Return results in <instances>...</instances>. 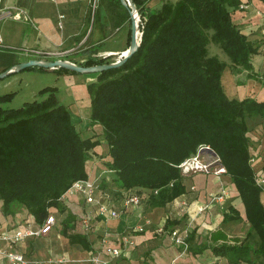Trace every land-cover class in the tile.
Segmentation results:
<instances>
[{
  "label": "trees",
  "instance_id": "obj_1",
  "mask_svg": "<svg viewBox=\"0 0 264 264\" xmlns=\"http://www.w3.org/2000/svg\"><path fill=\"white\" fill-rule=\"evenodd\" d=\"M131 1L142 22L140 47L119 68L95 74L96 80L88 85L90 125L102 128L100 137H82L68 107L59 101L58 88L43 89L40 94L47 95L45 99L17 109L6 106L15 92L0 94L4 213L25 212L36 228L52 209L65 213L63 196L75 183L89 180V165L95 158L104 172L97 182L100 191L146 189L151 191L150 205L164 207L187 192L179 166L207 146L236 186L250 229L233 243L214 233L197 245L192 233L188 250L194 256L210 250L228 264H257L258 259L264 264V185L252 166L247 124L251 118L264 119V100L231 99L222 84L224 73L231 69L236 74L248 71V79L264 85L252 64L260 47L248 41L232 18L242 1H165L158 9L147 6L150 0ZM109 13H116L117 28L131 22L130 9L121 0H99L93 22ZM217 49L226 60L215 53ZM104 63L90 54L80 65ZM53 71L78 74L62 68ZM102 145L107 150L98 154L96 148ZM223 215L224 224L241 219L234 206ZM75 221L68 214L62 233L71 244L90 251L88 236L74 231ZM219 239L225 242L218 244Z\"/></svg>",
  "mask_w": 264,
  "mask_h": 264
},
{
  "label": "crops",
  "instance_id": "obj_2",
  "mask_svg": "<svg viewBox=\"0 0 264 264\" xmlns=\"http://www.w3.org/2000/svg\"><path fill=\"white\" fill-rule=\"evenodd\" d=\"M165 1L175 2L176 0H150L147 6L150 9H158ZM241 1L240 8L233 13L232 18L248 41L260 47L258 54L252 59V64L254 72L264 81V3L261 0ZM89 4L90 0H3L2 8L18 7L30 16L31 21L13 19L0 21V40L2 41L0 42V73H3L10 65L33 60L24 55L26 51H42L47 55L46 60H51L81 48V44L84 48L89 38V33L85 34V32L91 25ZM62 16L63 18H60ZM98 23L94 45L104 43L105 47L100 54H121L129 49L131 29L130 32L124 29L127 22L117 28L118 31L122 29L125 34L122 49H111L114 43L109 46L106 44L111 42L108 27L113 23L116 26V21H113L110 15H105L104 18L100 17ZM80 37L83 38L77 45ZM66 48L69 49L64 50ZM86 48L89 49V46L84 49ZM215 53L221 59H227L219 49L215 50ZM90 54L92 53H86L88 56ZM73 63L80 62L74 60ZM248 73L243 71L236 74L228 69L222 78L225 93L231 99L243 100L252 97L263 101V83L248 79ZM44 74L64 78L63 88H58V98L68 107L82 137H100L102 128L90 125L91 99L88 85L96 80L95 74L81 77V75L59 74L53 70H48L46 73L37 71L16 73L11 79H7L9 81L0 83V94L16 93L12 102L6 106L17 109L27 102L45 99L47 95H41L40 92L51 87L50 85L38 84L40 85L38 86L34 83L31 88L27 87L30 89L24 85V83H32L30 79L40 80ZM22 94L26 95L19 101V106H13ZM247 124L250 130L252 166L259 179H264V119L251 118L247 120ZM106 150L105 145L96 148L98 154L105 153ZM89 169L91 181H98L104 176L103 167L97 158L89 165ZM228 182H231V185H228ZM184 183L187 188L186 194L164 207L156 208L149 203L150 190L136 188L128 192L100 191L99 201L119 213L120 217L117 220L100 215L95 205L86 202L82 192L69 190L62 198L66 212L59 213L56 209L51 211V215L56 218L52 231L46 235L28 237L15 245L3 240L2 237L13 236L28 224L33 225L35 229L39 228L35 227L33 217L25 212L19 211L13 215H6L0 201V250L12 246L31 264H94V258L103 263L111 262L110 264H228L226 259L214 256L210 250L194 256L189 250L185 251L184 248L177 246L171 233L174 230H177L180 235L186 231H189V235L195 233L197 245L208 241L214 233H217L218 237L219 235L227 236L229 243H233L234 238L243 239L250 229V223L246 219L241 199L232 205L240 211L241 219L223 223V214L229 207L227 203L231 196V186L237 192L236 186L226 174L220 176L196 174L186 177ZM223 190L227 192V195L221 198ZM134 195L140 197V204L126 205L128 197ZM213 196L217 197L215 202L209 204L203 213H198V208L208 204ZM182 201L188 203L187 208H181ZM261 201L264 204V191L261 194ZM240 206H243V210ZM68 214L76 219L73 224L74 231L88 236L92 244L90 251L80 245L71 244L70 240L63 235L62 224ZM84 219H90V230L84 229L82 225ZM136 227H143L144 231L133 233L132 229ZM105 237L112 247L122 250L120 258L111 259L106 254L102 246V240ZM224 242L223 239L217 241L218 244ZM209 243L212 244V241L210 240ZM0 264L9 263L6 259L0 258Z\"/></svg>",
  "mask_w": 264,
  "mask_h": 264
},
{
  "label": "built area",
  "instance_id": "obj_3",
  "mask_svg": "<svg viewBox=\"0 0 264 264\" xmlns=\"http://www.w3.org/2000/svg\"><path fill=\"white\" fill-rule=\"evenodd\" d=\"M3 0H0V21L4 19H13L18 21H26L30 22V16L22 9L18 7H8L2 8ZM97 6V4H96ZM96 9V7H95ZM94 9V10H95ZM135 16L138 18L139 14L136 12ZM60 18H63L60 17ZM60 28H62L60 24ZM142 36V33L138 32L139 36ZM140 40V39H139ZM0 42H2L0 40ZM121 54H112L118 57L116 60L119 61L123 58ZM26 57L33 58V60H46V54L42 51L30 50L24 53ZM206 149H210V147L202 146L198 149V152L185 160L179 167L182 171L184 177L193 176L196 174H214L216 176H220L226 173L225 168L220 162V158L218 156H213L212 154L206 152ZM98 181H79L73 185L70 189L71 191H79L82 192L85 196L86 202L90 205H95L97 207L98 213L102 216L108 217L111 220L119 219L120 215L117 211L110 209L108 205L101 203L98 199V194L100 193V186L97 183ZM259 184L264 185V179H259ZM227 195V192L223 190V195L221 198H224ZM217 197L213 196L210 202L206 205L198 208V213H203L209 206V204L215 202ZM140 197L137 195L130 196L126 200V205H139ZM188 207V203L186 201L181 202V208L185 209ZM56 224V218L54 215H50L44 224L37 230L33 229V227L28 224L24 229L18 231L13 236L5 235L2 237L3 240L9 241L12 245H15L19 242L24 241L28 237H38L41 235H46L50 233L53 227ZM82 225L85 230H90V219H84L82 221ZM143 227H136L132 229L133 233H141L143 232ZM171 236L173 238L174 243L184 248L185 251L188 250V242L187 238L189 236V231L184 232L182 235L178 233L177 230L172 231ZM130 242V241H129ZM131 243V242H130ZM102 246L106 252V254L111 259H117L122 256V250L117 247H112L109 243L108 239L105 237L102 240ZM0 258H4L8 261L9 264H31L24 255L14 250V248L9 247L5 250H0ZM94 264H110L111 262L103 263L97 258L93 259Z\"/></svg>",
  "mask_w": 264,
  "mask_h": 264
},
{
  "label": "rangeland",
  "instance_id": "obj_4",
  "mask_svg": "<svg viewBox=\"0 0 264 264\" xmlns=\"http://www.w3.org/2000/svg\"><path fill=\"white\" fill-rule=\"evenodd\" d=\"M98 1L99 0H90V17H91V25L90 27H88V29L86 30L85 34L89 33V38L88 40L85 42L84 44V48L89 46V49L86 48L84 49L83 48V44L81 48L79 49H75L74 51L70 52V53H66L64 54L63 56H59L58 58H54V59H51L49 61H55V60H59V59H63V60H67V61H71L73 62L74 60L80 62L79 64H82L83 62H85L87 60V56L86 53L89 52V53H92L94 54L95 56H97L99 59H103L105 63H113V62H116V60L118 59L117 56L115 55H112V54H109V53H101L100 54V51H102L105 47H104V43H99L98 45H94V42L96 41L95 40V31L96 29L98 28V20H96V22L94 23L93 22V12H94V9L96 7V4H98ZM112 17V20L115 21L114 17H117L116 13L115 15L113 16L112 14L114 13H109ZM109 28V32H108V35L110 36V41L111 42H108L106 43L108 46L110 44H113L114 43V46L111 47V49H122L124 48V43L122 42V40L124 39L123 37H125V34H124V31L122 32V29L121 30H117V27L115 26V24L113 23L110 24V26L108 27ZM125 30H127L128 32H130V29H131V22H127L125 28ZM141 29H142V22H141V17L138 16V27H137V30L138 32L142 33L141 32ZM121 32V33H120ZM120 33V34H119ZM119 34V35H118ZM118 35L117 39H115V36ZM122 37V38H121ZM83 37H80L77 42V45L79 44V42H81ZM142 36L140 35L139 36V39H141ZM125 41V40H124ZM75 47V46H74ZM69 48H66L64 50H68ZM91 51V52H90ZM104 63V64H105ZM28 72V71H26ZM39 73H46V72H39ZM77 75H81V77H86L88 75H94V74H77ZM13 75H10L8 76L7 78L3 79V80H0V83L1 82H4L5 80L7 79H11ZM96 77V76H95ZM27 80H29L27 78ZM9 81V80H7ZM11 81V80H10ZM30 81L32 83H24L25 87H29L31 88V86L35 84H41V86L43 85H50L51 87H55V88H59V87H62L64 86L65 84V80L64 78H57L56 76H50V75H47V74H44V76H41L40 80L37 79L36 81H33L32 79H30ZM40 82V83H39ZM13 84H16L18 85V83L16 82H13ZM40 86V85H38ZM30 88H27V89H30ZM40 88V87H39ZM26 94H22V96H20L17 100V102H15L13 104V106H19V101H21L24 97H25ZM103 167V166H102ZM224 185H226L224 183ZM228 185H231V182H228ZM231 192H230V197L228 199V203L227 205L228 206H232L234 205V203H236L240 198H239V195L237 194V192L234 190L233 186H231ZM240 208L243 210V206H240ZM257 264H263V262L261 263V259H258L257 260Z\"/></svg>",
  "mask_w": 264,
  "mask_h": 264
},
{
  "label": "water",
  "instance_id": "obj_5",
  "mask_svg": "<svg viewBox=\"0 0 264 264\" xmlns=\"http://www.w3.org/2000/svg\"><path fill=\"white\" fill-rule=\"evenodd\" d=\"M122 4L130 9V17H131V42L130 47L127 50V52L123 55V58L117 62L113 63H105L103 65H96V66H82L80 64L73 63L71 61L59 59L55 61H49V60H30L28 62L19 63L16 66H14L12 69L5 71L3 73H0V80H3L7 78L10 75H14L16 73H20L28 68L32 67H39L44 68L47 70H55V69H66L70 70L79 74H99L104 71L119 68L122 66L128 58L137 51V49L140 47L141 39L138 40V24L136 23V8L133 5L131 0H121ZM206 152L212 154L213 156H217V154L211 150L206 149Z\"/></svg>",
  "mask_w": 264,
  "mask_h": 264
},
{
  "label": "bare ground",
  "instance_id": "obj_6",
  "mask_svg": "<svg viewBox=\"0 0 264 264\" xmlns=\"http://www.w3.org/2000/svg\"><path fill=\"white\" fill-rule=\"evenodd\" d=\"M136 23L138 24V18L136 17ZM138 40H139V38H138ZM127 51H125L124 53H126Z\"/></svg>",
  "mask_w": 264,
  "mask_h": 264
}]
</instances>
